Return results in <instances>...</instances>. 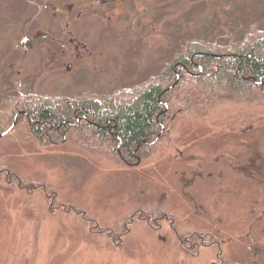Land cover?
Listing matches in <instances>:
<instances>
[{"label":"rangeland","instance_id":"rangeland-1","mask_svg":"<svg viewBox=\"0 0 264 264\" xmlns=\"http://www.w3.org/2000/svg\"><path fill=\"white\" fill-rule=\"evenodd\" d=\"M242 6L260 13L264 0H127L112 19L83 14L73 23L72 15L70 26L103 54L99 68H86L101 72L96 89L109 92L155 72L168 39L212 18L224 23ZM1 20L4 38L9 18ZM36 57H23L22 77L39 71ZM42 83L51 95L95 89L66 75ZM172 124L132 166L12 131L1 143L3 167L41 187L0 175V264H264V103L224 100Z\"/></svg>","mask_w":264,"mask_h":264},{"label":"trees","instance_id":"trees-1","mask_svg":"<svg viewBox=\"0 0 264 264\" xmlns=\"http://www.w3.org/2000/svg\"><path fill=\"white\" fill-rule=\"evenodd\" d=\"M242 8L225 14L224 23L212 18L201 30L168 39L174 44L155 72L109 92L65 90L51 95L40 92L39 82L30 77L10 79L0 89V135L16 122L13 131L29 135L40 147L70 143L131 164L135 156L151 153L154 141L170 130L176 115L201 114L224 100L264 103V10ZM10 25L12 20L6 27ZM42 25L48 27L46 22ZM3 166L0 160V175L9 184L29 190L41 187L25 184Z\"/></svg>","mask_w":264,"mask_h":264},{"label":"flooded vegetation","instance_id":"flooded-vegetation-1","mask_svg":"<svg viewBox=\"0 0 264 264\" xmlns=\"http://www.w3.org/2000/svg\"><path fill=\"white\" fill-rule=\"evenodd\" d=\"M0 1V18L2 14H5L14 23L6 27L4 38L2 37L4 32L2 34L0 32V89L7 87L5 82L13 78L17 80L30 77L32 81L37 80L39 84L42 82L44 84L48 79H57L66 75L74 79L75 83L79 81L89 86L88 88H95L82 92L103 91L96 89L97 82L94 81L101 72L86 68L88 63L99 68L96 61L103 54L94 48L91 49L87 43H83L75 35V32L71 31L70 17L75 15L73 23H77L87 17L82 18L83 14H94L90 17L96 18V24H100L99 22L107 20L106 14H113L111 18L109 17L112 19L114 14H120L121 9L126 11L127 0H79L75 3L71 0ZM23 18H29L31 21H26L25 26H22ZM42 18L48 27L44 25L41 27ZM31 53L37 56L36 63L40 62L39 71L34 75L22 77L16 69H22L26 61L23 57ZM127 73L128 76L132 75L130 72Z\"/></svg>","mask_w":264,"mask_h":264},{"label":"water","instance_id":"water-1","mask_svg":"<svg viewBox=\"0 0 264 264\" xmlns=\"http://www.w3.org/2000/svg\"><path fill=\"white\" fill-rule=\"evenodd\" d=\"M15 126H16V122H14L12 126H10L3 134L0 135V139L9 135L14 130ZM157 141H158V138L154 141V143H156Z\"/></svg>","mask_w":264,"mask_h":264}]
</instances>
